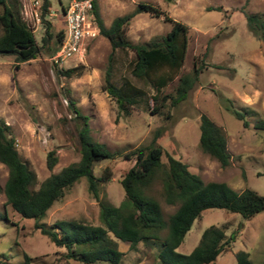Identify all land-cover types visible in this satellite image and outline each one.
Wrapping results in <instances>:
<instances>
[{"label":"rangeland","instance_id":"1","mask_svg":"<svg viewBox=\"0 0 264 264\" xmlns=\"http://www.w3.org/2000/svg\"><path fill=\"white\" fill-rule=\"evenodd\" d=\"M47 2L49 12L44 15L45 21L41 17V7L38 8L39 21L27 19L22 12L39 45L46 21L52 33L64 28L62 6L65 7L68 0ZM96 2L106 25L116 16L132 11L137 3L146 2L188 26L183 65L177 76L162 88L163 93L173 92L179 75L192 73L195 61L201 65V72L184 100L173 107H161L160 112L154 113L151 97L156 88L130 74V62L134 57L132 50H116L114 81L119 84L124 77L129 78L145 91L146 98L132 109L130 115L123 116L102 87L110 52L106 38L98 35L87 42L81 56L77 54L68 58L62 65L53 64L46 53L21 63H17L13 55L0 54V117L12 127L16 147L35 171L38 182L80 158L78 122L69 110V99H72L80 112L89 117L93 139L105 143L112 151L122 154L149 144L154 131L160 128L156 142L164 150V161L165 153H168L187 163L189 169L204 181H224L237 191L250 188L264 195V130L254 127L259 118L264 119V40L257 39L248 30L243 13L264 14V0ZM169 29L170 23L164 20L163 15L156 17L148 12H139L130 20L126 34L132 42L146 44ZM207 45L208 51L202 56ZM80 65L84 68L80 75L66 77L57 72L58 68ZM233 109L248 110L244 120L238 119ZM166 112L170 115L168 119H164ZM201 113H205L225 132L231 156L226 167H221L198 146ZM50 150H54L57 156L51 170L46 166ZM131 164V160L116 155L114 159H103L93 166L97 176L104 168L110 169L112 178L100 185V192L115 205L124 197L119 181ZM7 174V167L0 163L1 186ZM161 191L160 182H154L150 194L160 202L163 215L167 218L176 206L166 204ZM3 212L8 220L0 219V264L7 259L21 264L23 252L38 257L32 264L64 263L59 249L34 228L33 219L23 218L14 211L6 204V197L1 191L0 214ZM57 219H81L95 225L100 223L99 207L87 190L85 177H81L60 200L53 203L42 221L51 224ZM210 225L222 227L227 235L234 233L235 239L228 250L208 264H233L238 250L248 252L252 264H264V210L246 219L223 208H206L193 221L176 251L189 253L197 245L202 231ZM118 243L119 249L125 252L120 264H160L158 245L139 244L134 251L128 249L126 242ZM71 264L80 263L72 260Z\"/></svg>","mask_w":264,"mask_h":264},{"label":"trees","instance_id":"2","mask_svg":"<svg viewBox=\"0 0 264 264\" xmlns=\"http://www.w3.org/2000/svg\"><path fill=\"white\" fill-rule=\"evenodd\" d=\"M48 12V2L44 0L41 4L43 21ZM139 12H148L156 17L163 15L164 20L170 23L169 31L146 44L132 42L126 34L127 26ZM243 13L248 30L257 39L264 40V14ZM93 21L98 35L106 38L110 45L102 87L114 101L118 113L130 115L132 109L146 98L145 91L129 78L124 77L119 84L114 81L116 50H132L134 57L130 62V74L156 88L151 97L154 113L160 112L161 107L176 106L187 97L201 72L202 67L196 61L192 73L179 75L173 92H162V88L177 76L183 65L187 50L186 24L171 18L151 3L139 2L132 11L116 16L106 25L96 0ZM63 36L64 28L52 33L46 21L39 45L33 30L22 16V1L0 0V54L13 55L17 63L36 58L40 53L51 56L58 49ZM207 51L208 45L202 56ZM83 71L82 65L57 69L58 74L66 77L80 75ZM69 110L78 122L80 158L58 172H51L41 182H38L35 171L20 155L12 127L0 117V163L8 170L3 186L0 185V192L5 195L6 204L21 217L33 219L34 228L59 249L58 253L64 260L60 264H71L72 260L80 264H120L125 252L119 249V241L126 242L128 249L134 251L139 244L158 245L157 258L160 264H208L231 247L234 233L227 235L222 227L210 225L202 231L197 245L189 253L176 251L193 221L200 217L204 209L223 208L237 212L246 219L264 210V195L253 189L237 191L224 181H204L189 169L187 163L168 153H165L164 161V150L156 142L161 133L160 128L154 131L149 144L120 154L117 150H110L105 143L93 139L89 117L80 112L72 99H69ZM232 111L238 119L243 120L245 113H248V110ZM169 117L168 112L164 113V119ZM254 127L264 130V119L259 118ZM198 146L221 167L230 163L225 132L205 113L199 116ZM116 155L132 161L120 178L124 197L117 205L100 192V185L112 178L110 169L104 168L99 176L93 171L96 162L114 159ZM56 162L55 151L50 150L46 156L47 168L51 170ZM81 177H85L87 190L97 201L100 223L95 225L81 219H57L51 224L42 221L53 203L60 200ZM156 181L161 184L164 202L176 206L167 218L163 215L160 202L150 194V188ZM0 219L8 220L5 212L0 214ZM22 254L21 264H32L38 259L26 252ZM234 257L233 264H252L249 253L244 250L235 252ZM7 260L3 264H15Z\"/></svg>","mask_w":264,"mask_h":264},{"label":"built area","instance_id":"3","mask_svg":"<svg viewBox=\"0 0 264 264\" xmlns=\"http://www.w3.org/2000/svg\"><path fill=\"white\" fill-rule=\"evenodd\" d=\"M95 0H68L62 9L64 36L56 52L50 56L53 64L62 65L68 58L82 55L87 42L98 36V30L93 21ZM37 0H23L22 12L29 20L39 21ZM67 103L66 100H64Z\"/></svg>","mask_w":264,"mask_h":264}]
</instances>
